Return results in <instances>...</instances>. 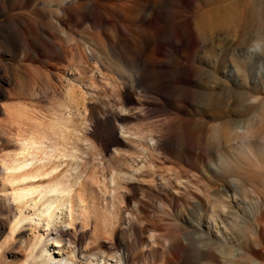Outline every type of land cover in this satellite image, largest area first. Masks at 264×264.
I'll return each instance as SVG.
<instances>
[{"label": "bare ground", "instance_id": "6f19581e", "mask_svg": "<svg viewBox=\"0 0 264 264\" xmlns=\"http://www.w3.org/2000/svg\"><path fill=\"white\" fill-rule=\"evenodd\" d=\"M204 1V11L211 14L207 22L209 32L224 31L233 22L237 37L233 39V63L227 67L228 74L233 75L234 89L225 87L216 95L211 93L204 99L205 104L211 108L231 107L230 114L219 115L220 123L230 132L245 126L257 133V140L244 141L235 148L236 161L227 163L226 173L217 174L223 183L220 189L223 193L228 191L227 182L231 186L228 176L244 179V167L264 171V124L262 121L253 124L251 118L241 116L250 106L258 104V113L264 121V98L255 96L252 93L254 88L248 85L249 81L255 83L262 72L264 83V70L247 59L248 51L258 50L262 39H243L247 32L244 25L246 0ZM48 2L66 5V0ZM7 3L8 0H0V14L5 15L9 10ZM131 4L121 6V14L134 12ZM260 4H264V0L250 1L253 11L248 18L251 21L255 19ZM60 11L66 13V7ZM12 24L18 26L12 28ZM0 29L10 48L24 52V56L54 45V41L48 39L47 28L26 17L7 16L0 20ZM30 31L40 39H31ZM260 36L258 33L255 37ZM141 40L143 45L139 43L137 48L133 45L132 56L135 58L131 63L133 66L128 69L112 61L94 43L84 45L79 51L85 62L80 60L74 66L65 83L52 84L45 94L46 99L43 98L39 105L8 102L12 100V94L6 88H0V261L6 251H11L20 256L18 264H127L125 255H116L118 245H108L105 241H110L107 228L114 232L120 224L123 209L130 215L126 219L131 226L135 225L134 214L124 201L125 196H132L136 190L134 182L154 188L167 186L174 193L178 192H175L177 188L186 189L191 185L174 172L175 175L169 173L171 178L166 179L153 159L169 142L181 138L179 132L171 129L162 118H157L159 123L148 130L133 123L145 114L146 93L156 89L158 102L151 104L159 108L163 106L168 88L162 71L163 59L151 58V53L147 54L150 45L159 39ZM6 81L11 82L8 78ZM110 123L116 126L109 129L107 125ZM116 129L120 137L116 135ZM218 140L220 143L216 148L223 145V141ZM192 148L204 154L211 150L201 143L192 145ZM109 157L120 166L110 167ZM219 160L227 162L222 156ZM213 181L210 177L211 184ZM242 182L241 187L246 188L244 182L248 181ZM258 193L264 197V188ZM213 196L212 201L206 198L207 203L223 210L222 195ZM252 219L257 224L263 221L264 203L256 208ZM76 228L80 231L87 229L88 237H84V243L76 240ZM105 233H108L107 237ZM148 239L165 247L168 243L175 254L182 248L178 234L158 240L151 235ZM215 249L221 251L220 246L212 244L202 251L216 255Z\"/></svg>", "mask_w": 264, "mask_h": 264}, {"label": "rangeland", "instance_id": "374dc122", "mask_svg": "<svg viewBox=\"0 0 264 264\" xmlns=\"http://www.w3.org/2000/svg\"><path fill=\"white\" fill-rule=\"evenodd\" d=\"M250 1L246 0L244 25L247 32L243 39L262 41L258 50L248 51L247 59L264 70V4L257 6L255 19L251 21L248 18L253 11L249 6ZM130 2L133 3L131 7L134 12L121 14V6ZM204 2L66 0V5L57 6L48 0H8L9 10L5 15L0 14V20L9 16L36 21L47 28L50 33L48 39L54 41V45L27 54L28 57L22 51L12 50L4 41L0 29V88H6L12 94L14 99L8 102L17 101L27 105H39L43 98L46 99L45 94L52 84L59 86L65 83L74 66L85 62L79 51L84 45L94 43L112 61L128 69L133 66V50L139 43L144 44L141 39H159L156 44L150 45L147 54L151 53V58L163 59L162 71L168 86L165 101L163 106L154 107L151 103L158 102V92L150 89L145 96V114L133 123L148 130L159 123L157 118H162L167 125H171V129L179 132L181 138L178 137L174 143L169 142L153 159L166 179L176 173L182 180L190 181L191 185L186 189L177 188L175 192H178L174 193L167 186L154 188L134 182L136 190L132 196H125L124 201L127 209L134 214L136 226H131L126 219L130 215L123 209L116 230L112 232L108 227L106 231L110 234H104L109 237L110 241H105L108 245H118L116 255H125L127 264H264V219L259 224L252 219L256 208L264 203V197L258 193L259 189L264 188V171L244 167V179L228 176L231 186L227 182L228 191H220L223 183L217 174L226 173L227 163L236 161L235 148L244 141L257 140V133L245 126L230 132L220 123L219 115L230 114L231 107L211 108L205 104L204 99L211 93L216 95L225 87L234 89L231 81L233 75L228 74L227 67L233 63V39L237 37L233 22L224 31L209 32L207 26L210 24L207 22L211 14L204 11ZM62 7H66L64 14L60 11ZM11 26L16 28L18 25ZM258 33L261 34L260 38L255 37ZM29 36L40 39L33 31ZM262 76L263 72L255 83H248L254 88L252 93L259 98H264ZM7 78L10 83L6 81ZM259 111L258 104L253 105L241 116L251 118L253 124L258 121L264 124ZM115 126L113 123L107 125L109 129ZM228 130L230 135L226 140ZM115 131L120 137L118 129ZM238 133V137L243 138H233ZM219 138L223 145L216 148L220 143ZM198 143L207 145L211 150L204 154L192 148ZM220 156L227 162L222 163ZM111 159L108 158V162L113 164L109 162L110 167L118 164ZM210 177L214 179L212 184ZM243 180L248 181L244 182L246 188L241 187ZM213 195H222L223 210L213 207L211 202L207 203L206 198L212 201ZM75 233L77 241H86L87 229L80 231L76 228ZM174 234H178L182 247L177 254L168 243L165 247L148 239L151 235L158 240ZM100 241L104 242L102 239ZM209 244L220 246L221 251L215 249L216 255L204 253L202 250ZM19 261L20 256L6 251L0 264H18Z\"/></svg>", "mask_w": 264, "mask_h": 264}]
</instances>
